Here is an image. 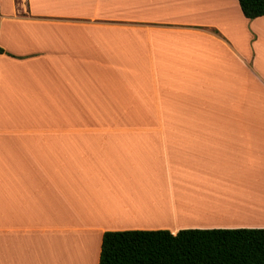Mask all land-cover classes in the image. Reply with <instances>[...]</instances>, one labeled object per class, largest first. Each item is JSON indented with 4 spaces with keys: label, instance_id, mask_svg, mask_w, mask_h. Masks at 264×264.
Returning a JSON list of instances; mask_svg holds the SVG:
<instances>
[{
    "label": "crops",
    "instance_id": "obj_1",
    "mask_svg": "<svg viewBox=\"0 0 264 264\" xmlns=\"http://www.w3.org/2000/svg\"><path fill=\"white\" fill-rule=\"evenodd\" d=\"M211 1L230 22L176 10ZM0 49V264H98L105 232L264 228V16L0 0Z\"/></svg>",
    "mask_w": 264,
    "mask_h": 264
},
{
    "label": "trees",
    "instance_id": "obj_2",
    "mask_svg": "<svg viewBox=\"0 0 264 264\" xmlns=\"http://www.w3.org/2000/svg\"><path fill=\"white\" fill-rule=\"evenodd\" d=\"M237 2L246 19L264 16V0ZM98 264H264V228L105 232Z\"/></svg>",
    "mask_w": 264,
    "mask_h": 264
},
{
    "label": "rangeland",
    "instance_id": "obj_3",
    "mask_svg": "<svg viewBox=\"0 0 264 264\" xmlns=\"http://www.w3.org/2000/svg\"><path fill=\"white\" fill-rule=\"evenodd\" d=\"M219 4L220 3H217V1H211V3H209V6L206 3H201V8L200 7L191 8V6L176 5V6L180 7V8H177L176 10L196 9V12L201 11L204 14H207V12H210V15H208V16L201 14V12H200V15H202L203 17H210V16L216 17L217 16L218 19H220V20L225 19L226 22L227 21L230 22L227 13L222 8H219ZM261 193L264 194V192H261Z\"/></svg>",
    "mask_w": 264,
    "mask_h": 264
}]
</instances>
